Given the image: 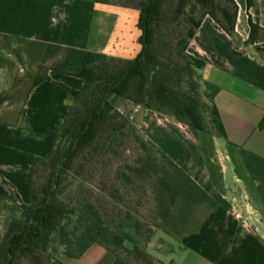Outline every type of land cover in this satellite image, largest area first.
<instances>
[{
    "label": "trees",
    "instance_id": "trees-1",
    "mask_svg": "<svg viewBox=\"0 0 264 264\" xmlns=\"http://www.w3.org/2000/svg\"><path fill=\"white\" fill-rule=\"evenodd\" d=\"M99 1L139 12L142 49L134 58H122L41 44L56 58L49 71L82 78L84 84L80 89L61 84L71 105L53 150L36 157L28 172L31 201L24 203L0 175L21 208L0 244V264H66L60 250L79 258L95 244L112 252V264H175L155 258L148 246L167 226L188 174L111 102V95L226 137L214 104L218 88L205 83L202 100L205 63L189 46L207 16L237 38V1ZM249 24L246 43L260 48L264 60V27L251 15ZM47 79L48 73L32 87Z\"/></svg>",
    "mask_w": 264,
    "mask_h": 264
},
{
    "label": "crops",
    "instance_id": "crops-1",
    "mask_svg": "<svg viewBox=\"0 0 264 264\" xmlns=\"http://www.w3.org/2000/svg\"><path fill=\"white\" fill-rule=\"evenodd\" d=\"M236 1L239 44L207 16L189 46L205 63L202 81L218 88L214 104L226 137L125 97H110L188 174L167 226L148 246L164 262L264 264V60L260 48L246 43L250 15L264 27V0H251V7L249 0ZM138 20L137 10L99 0H0V51L3 40L15 39L31 55L44 43L134 58L142 49ZM48 75L30 89L15 118L0 116V175L24 203L31 201L28 172L36 157L51 153L69 112L71 100L61 84L74 89L84 84L57 71ZM20 216L19 202L0 181V244ZM162 238L176 257L164 251Z\"/></svg>",
    "mask_w": 264,
    "mask_h": 264
},
{
    "label": "rangeland",
    "instance_id": "rangeland-1",
    "mask_svg": "<svg viewBox=\"0 0 264 264\" xmlns=\"http://www.w3.org/2000/svg\"><path fill=\"white\" fill-rule=\"evenodd\" d=\"M196 13L199 15L198 12ZM233 39L239 44L238 38ZM2 44L5 45V49L3 52L0 51V55L2 54L0 56V116L13 119L18 115L33 81L48 73V68L54 64L56 58L53 54H46L45 47H42L38 54L31 55L27 52L26 45L19 40L6 39L2 41ZM46 55L47 57L44 59ZM199 81L202 100L206 101L203 96L206 89L205 83L201 79ZM6 111L9 114H5ZM149 207L150 204H147L142 210L147 212ZM161 241L165 244L164 251L172 253L176 257L175 250L173 251L165 238H162ZM59 256L66 264H112L114 259L112 252L100 244L93 245L79 258L67 257L63 254V250H60Z\"/></svg>",
    "mask_w": 264,
    "mask_h": 264
}]
</instances>
